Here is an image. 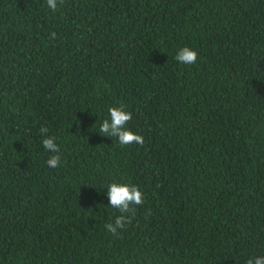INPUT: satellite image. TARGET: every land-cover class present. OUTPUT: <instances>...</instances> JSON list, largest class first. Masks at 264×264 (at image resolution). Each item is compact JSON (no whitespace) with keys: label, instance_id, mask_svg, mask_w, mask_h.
<instances>
[{"label":"trees","instance_id":"16d2710c","mask_svg":"<svg viewBox=\"0 0 264 264\" xmlns=\"http://www.w3.org/2000/svg\"><path fill=\"white\" fill-rule=\"evenodd\" d=\"M184 47L196 63L175 59ZM111 107L132 113L142 145L99 133ZM111 183L144 196L117 235L105 228L121 215ZM254 257H264V0H58L54 11L0 0V264Z\"/></svg>","mask_w":264,"mask_h":264},{"label":"clouds","instance_id":"9594fccd","mask_svg":"<svg viewBox=\"0 0 264 264\" xmlns=\"http://www.w3.org/2000/svg\"><path fill=\"white\" fill-rule=\"evenodd\" d=\"M47 6L51 10H56L58 0H46ZM63 3V0H59ZM56 34L53 32L50 39H54ZM198 53L189 47H184L179 50L175 59L181 64L191 65L196 63ZM109 118L105 119L99 129V133L103 136L116 138L121 146L130 144L144 143V138L129 130L126 125L132 119V113L125 111L123 107H111L108 110ZM41 133L45 135L43 139V147L52 152L58 153L59 147L55 143L54 137H47L48 129L41 128ZM60 156L52 155L47 160V165L51 168H57L60 165ZM108 199L110 207L118 209L121 215L117 216L113 223L105 225L107 231L113 235L118 234V230L124 229L126 224L131 223L130 216L127 214L134 213L136 205L144 203V196L141 190L134 185L123 183H111L108 186ZM246 264H264V257H254L247 260Z\"/></svg>","mask_w":264,"mask_h":264}]
</instances>
